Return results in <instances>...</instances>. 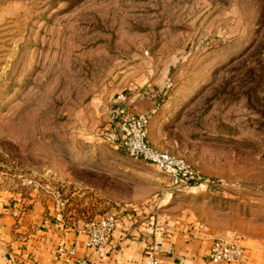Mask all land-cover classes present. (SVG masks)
I'll return each mask as SVG.
<instances>
[{
	"label": "rangeland",
	"instance_id": "374dc122",
	"mask_svg": "<svg viewBox=\"0 0 264 264\" xmlns=\"http://www.w3.org/2000/svg\"><path fill=\"white\" fill-rule=\"evenodd\" d=\"M137 94L192 185L118 145ZM0 178L264 248V0H0Z\"/></svg>",
	"mask_w": 264,
	"mask_h": 264
},
{
	"label": "crops",
	"instance_id": "0c3cea01",
	"mask_svg": "<svg viewBox=\"0 0 264 264\" xmlns=\"http://www.w3.org/2000/svg\"><path fill=\"white\" fill-rule=\"evenodd\" d=\"M139 97L137 94L128 101L129 106L143 100L140 107L135 106L137 111L124 108L143 113L148 101ZM75 196L27 192L0 178V264H146L151 245H156L155 256L161 264H213L208 255L214 240L230 235L199 225L165 231L138 217L139 213H127L117 217L110 246L88 248L86 220ZM241 244L246 249L245 259L231 264H264V248L251 240ZM61 245L66 250L75 248L68 262L59 258Z\"/></svg>",
	"mask_w": 264,
	"mask_h": 264
},
{
	"label": "built area",
	"instance_id": "2783aa9c",
	"mask_svg": "<svg viewBox=\"0 0 264 264\" xmlns=\"http://www.w3.org/2000/svg\"><path fill=\"white\" fill-rule=\"evenodd\" d=\"M117 122L119 146L130 156L142 159L154 165L159 171L167 174L173 184L190 186L191 181H197L196 174L188 163L180 157L155 148L149 141V113L123 112ZM118 220L114 214H106L85 222L86 246L92 249H103L113 242ZM203 228V226H199ZM238 234L217 238L209 251V261L213 264H231L242 262L246 249L241 244ZM156 245L149 247L146 264H161L155 256ZM75 255V248L66 250L63 245L59 249V258L65 262Z\"/></svg>",
	"mask_w": 264,
	"mask_h": 264
},
{
	"label": "trees",
	"instance_id": "16d2710c",
	"mask_svg": "<svg viewBox=\"0 0 264 264\" xmlns=\"http://www.w3.org/2000/svg\"><path fill=\"white\" fill-rule=\"evenodd\" d=\"M192 182V184L194 183V182H196V181H191Z\"/></svg>",
	"mask_w": 264,
	"mask_h": 264
}]
</instances>
